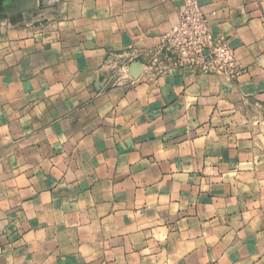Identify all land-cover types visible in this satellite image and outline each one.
I'll use <instances>...</instances> for the list:
<instances>
[{
	"label": "crops",
	"instance_id": "obj_1",
	"mask_svg": "<svg viewBox=\"0 0 264 264\" xmlns=\"http://www.w3.org/2000/svg\"><path fill=\"white\" fill-rule=\"evenodd\" d=\"M25 4L0 18V264H264V0H201L237 77L169 58L112 86L181 0Z\"/></svg>",
	"mask_w": 264,
	"mask_h": 264
},
{
	"label": "built area",
	"instance_id": "obj_2",
	"mask_svg": "<svg viewBox=\"0 0 264 264\" xmlns=\"http://www.w3.org/2000/svg\"><path fill=\"white\" fill-rule=\"evenodd\" d=\"M182 11L177 23L160 36L158 44L146 49L140 63L141 73L148 76L163 71V61L171 58L175 67H189L201 73L224 72L237 77L242 67L225 34H214L215 10L205 11L201 0H181ZM107 85L121 84L132 78L129 63L111 56L102 66Z\"/></svg>",
	"mask_w": 264,
	"mask_h": 264
},
{
	"label": "rangeland",
	"instance_id": "obj_3",
	"mask_svg": "<svg viewBox=\"0 0 264 264\" xmlns=\"http://www.w3.org/2000/svg\"><path fill=\"white\" fill-rule=\"evenodd\" d=\"M34 9L28 4L24 5V0H0V18H10L15 24H23L24 14L28 16L29 12L33 13ZM32 16H36V13Z\"/></svg>",
	"mask_w": 264,
	"mask_h": 264
},
{
	"label": "water",
	"instance_id": "obj_4",
	"mask_svg": "<svg viewBox=\"0 0 264 264\" xmlns=\"http://www.w3.org/2000/svg\"><path fill=\"white\" fill-rule=\"evenodd\" d=\"M29 6V5H28ZM141 71V66L139 65H134L131 68V73H133L135 76H137L139 74V72Z\"/></svg>",
	"mask_w": 264,
	"mask_h": 264
}]
</instances>
